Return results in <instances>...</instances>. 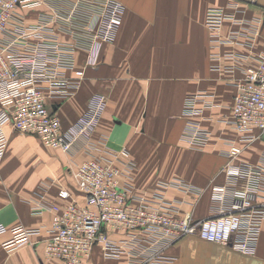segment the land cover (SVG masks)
Instances as JSON below:
<instances>
[{
	"label": "crops",
	"instance_id": "1",
	"mask_svg": "<svg viewBox=\"0 0 264 264\" xmlns=\"http://www.w3.org/2000/svg\"><path fill=\"white\" fill-rule=\"evenodd\" d=\"M117 1L124 6L122 22L113 40L102 44L95 65L86 64L90 46L86 24L98 13V0H36L15 9L14 23L50 22L58 41L73 49L74 64L61 73L78 86L70 96L57 98L50 96L46 83H39L47 105L66 128L83 113L93 94H104L106 106L91 141L110 151L129 150L135 165L128 181L134 193L151 197L160 182H180L182 186L166 189L167 197L178 204L179 216L215 215L231 204L229 199L213 202L210 188L227 181L225 141L238 137L228 119L235 83L243 77L240 55L245 50L213 43L205 20L208 8L227 7L230 0ZM238 1L247 4L249 18H261L253 49L264 51V0ZM233 26L226 21L224 32ZM190 94L200 95L195 107L201 113L193 118L208 132L206 143L197 147L182 138L190 119L185 114ZM4 130L8 142L0 159V222L41 227L43 234L10 252L2 245L8 235H1L0 264H63L43 255L40 239L51 212L34 213V207L63 204L57 195L60 187L76 192L75 167L90 156L89 147L82 139L65 152L9 125ZM241 145L242 160L264 162L262 136ZM184 185L202 192L195 199ZM164 252L168 264H264V218L252 255L196 235L181 237ZM81 264L131 263L126 254L106 258L97 246Z\"/></svg>",
	"mask_w": 264,
	"mask_h": 264
},
{
	"label": "built area",
	"instance_id": "2",
	"mask_svg": "<svg viewBox=\"0 0 264 264\" xmlns=\"http://www.w3.org/2000/svg\"><path fill=\"white\" fill-rule=\"evenodd\" d=\"M34 1L0 0V159L8 142L4 130L7 125L65 152L83 139L90 154L75 167L76 192L60 187L57 195L65 201L63 204L34 207V213L51 212L49 226L40 239L45 258L81 264L100 246L106 258L126 254L131 264H168L165 249L186 235L254 254L264 218V162L253 164L240 155L241 143L261 137L264 131V51L253 49L261 18H249L247 4L238 0H230L227 7H210L206 12L205 25L212 42L234 44L245 53L240 55L244 60L243 77L235 83L228 119L238 137L225 141L227 181L210 188L213 202L222 204L229 199L231 204L215 215L194 219L190 214L179 216L177 202L166 195L167 188L182 183L160 182L151 197L139 196L128 181L135 165L129 150L122 147L110 151L91 141L106 106L104 94H93L83 113L62 128L39 83L47 84L50 96H70L78 82L67 79L61 69L73 66V49L58 41L50 22L14 23L15 9ZM98 2V13L86 24L90 36L88 65H95L102 44L113 40L124 13V6L117 0ZM226 21L234 26L224 32ZM198 100L199 94L185 98V114L190 119L182 138L194 147L205 144L208 137L207 130L193 118L201 113L195 107ZM183 187L195 199L202 192ZM42 231L41 227L6 226L0 222V236L8 235L2 242L8 252L31 244L32 236L40 237Z\"/></svg>",
	"mask_w": 264,
	"mask_h": 264
},
{
	"label": "water",
	"instance_id": "3",
	"mask_svg": "<svg viewBox=\"0 0 264 264\" xmlns=\"http://www.w3.org/2000/svg\"><path fill=\"white\" fill-rule=\"evenodd\" d=\"M262 137L264 138V131H263V133H262Z\"/></svg>",
	"mask_w": 264,
	"mask_h": 264
},
{
	"label": "rangeland",
	"instance_id": "4",
	"mask_svg": "<svg viewBox=\"0 0 264 264\" xmlns=\"http://www.w3.org/2000/svg\"><path fill=\"white\" fill-rule=\"evenodd\" d=\"M97 257H94V259H96Z\"/></svg>",
	"mask_w": 264,
	"mask_h": 264
}]
</instances>
